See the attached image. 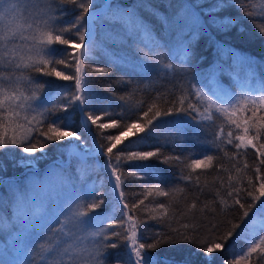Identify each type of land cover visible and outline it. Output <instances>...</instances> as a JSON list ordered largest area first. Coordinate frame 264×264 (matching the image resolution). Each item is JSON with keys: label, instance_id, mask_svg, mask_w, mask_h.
<instances>
[{"label": "snow or ice", "instance_id": "obj_1", "mask_svg": "<svg viewBox=\"0 0 264 264\" xmlns=\"http://www.w3.org/2000/svg\"><path fill=\"white\" fill-rule=\"evenodd\" d=\"M204 3L205 0L170 2L169 7L174 11L170 17H164L149 0H136L131 6H123L116 0H0V19L15 22L14 26L0 28V152L22 150L28 155L21 156L18 163L31 165L46 155L49 144L66 142L73 154L80 157L77 173L81 177L94 170L88 164L89 157L104 156L103 171L109 173L111 191L119 193L118 203L123 204L121 211L127 217L125 220L101 216L98 210L107 202L105 194L96 192L95 186L80 188L82 179L78 182L61 170L48 188L37 190L35 177L39 174L33 172L30 186L10 184L9 197L0 199V229L18 226L17 236H22L36 226L41 212L49 204L56 203L66 190L71 195L47 224L40 225V235L35 242L24 245V258L17 264H105L107 249L119 247L118 243H110L111 237L126 242L125 264H172L171 260L156 253L164 246L171 248L179 244L195 245L206 259L214 258L217 251L225 253L234 247L229 244L233 237L243 240L246 250L235 259L225 260L224 264H252L249 257H253L256 264H264V234H261L264 233V78L259 76L254 58L214 39L216 60L207 69L195 73L187 67L195 42L201 35H210L207 25L225 32L238 23L239 18H219L216 14L223 9L235 7L242 11L264 36V26L255 23L264 21V3L215 0L212 6L201 7ZM68 5L73 12L79 10V15L63 25ZM141 9L162 23L161 33L158 34L140 15ZM203 16L209 17L207 24ZM94 58L106 59L108 67L93 68L85 64V60ZM229 60L231 62L227 63ZM61 65L64 69H74V75L58 70ZM114 66L138 71L146 83L121 97L109 92L112 99L102 114L93 115L95 97L89 86L91 73H107ZM153 73L173 83L165 92H157L147 110H143V99L136 103L131 101L136 93L153 88L156 83L151 79ZM178 74L183 79H177ZM222 74L233 81L232 88L221 83ZM40 77L56 80L39 82ZM58 80H74L75 93L62 88ZM119 83L132 82L122 78ZM50 86L56 91L45 96V89ZM173 95L175 99H170ZM61 97L62 102H57ZM114 100L121 101L115 106L118 112L114 110ZM71 108L79 110L82 126L87 124L89 133L92 125L100 129L91 136L92 147L77 131L68 130L72 125L68 122L67 110ZM85 109L90 111L86 113ZM136 112L139 116L132 119ZM111 115L120 119L100 122ZM189 124L203 129L211 137L200 140L194 134L197 143L207 150L223 152L230 160L238 162L248 155V149L255 150L254 175L243 174L251 167L247 161L243 169L233 164L237 175H229L227 185L221 180L216 190L222 210L239 205L242 214L237 223L229 221L231 226L223 235L202 236V222L193 217L191 222L182 223L183 216L176 217L169 212V206L157 203L156 208L163 213L149 218L158 221L163 230L153 233L151 243H141L138 231L144 222L129 212L144 201L129 208L123 187L126 176L143 177L137 171L124 172L123 166L135 165L142 171L149 166L135 162L151 159H159L164 164H183L189 172L185 175L181 169L177 179L189 185L200 184L197 170H229L219 163L217 156L205 152H189L183 158L162 154L161 149L168 144L177 147V135L183 141V130ZM213 126L218 130L208 131ZM107 129H116L118 134H107L104 131ZM37 135L43 139L33 142ZM97 135L106 143L98 142ZM153 144L159 146L153 147ZM141 146L153 147V150H129ZM228 146L235 151L229 153ZM37 152L41 153L40 157L35 155ZM193 155L201 158L192 159ZM4 168L0 162V170ZM176 191L184 192L185 189L177 187L166 191L160 184L144 189L148 195L154 193L162 197H169ZM10 208H14L11 214ZM196 208L195 201L188 206L189 211ZM205 210H209L207 203L200 209L201 212ZM210 211L214 212L215 208ZM105 219L110 223H104ZM117 227L124 231L114 230ZM217 228L216 223L208 222L209 233H215ZM0 264H7V261L0 259Z\"/></svg>", "mask_w": 264, "mask_h": 264}, {"label": "trees", "instance_id": "obj_2", "mask_svg": "<svg viewBox=\"0 0 264 264\" xmlns=\"http://www.w3.org/2000/svg\"><path fill=\"white\" fill-rule=\"evenodd\" d=\"M119 4L123 6H131L136 3V0H116ZM149 2L161 13L164 17H170L174 11L173 8L169 7V3L175 4L177 0H149ZM188 2L192 3L194 0H188ZM239 3H247V0H238ZM255 3H264V0H253ZM215 3V0H205V3L201 7H210ZM66 10L68 11V15L63 18L62 24L66 25L68 22L72 21L76 15H79V10L73 12L72 6H66ZM199 11V9H197ZM140 15L150 22L154 27L156 32L159 34L163 31L162 23L154 16L149 13L139 10ZM219 18L223 19L224 17L230 18H239L238 23L233 25L228 31L222 32L211 25L208 26V32L210 35H201L200 38L195 42L193 46V55L190 58V61L187 64V67L191 70V72H199L202 69H207L217 58L216 45L212 43L214 39L216 42L220 44H224L236 49L238 52L242 54H246L257 61L256 68L259 76L264 78V36L260 35L258 32V28L254 27L253 22L249 19L245 18L242 14V11L237 10L235 7L226 8L221 10L216 14ZM209 17L203 16L204 22L207 24ZM3 20V19H0ZM259 26H264V21H256L255 22ZM3 27L2 21H0V28ZM58 48H63L67 46H57ZM69 52L71 51L69 47ZM203 58V60H201ZM229 60L227 63H230ZM85 64L90 65L93 68L98 67H108V61L104 58H94L85 60ZM58 70L65 71L68 75H74V69H64L61 65ZM37 77L40 74H35ZM92 79L89 81V86L91 88L92 93L94 94V102H93V115H101L102 110L105 105L108 103L110 99H112L108 93H115L116 97L125 96L129 94L133 88L143 87L146 83L145 77L139 73L138 71H133L131 68H124L120 66L112 67L111 71L107 73H91ZM160 74L153 73L151 75V79L156 81L155 85L151 90H145L144 92H138L133 96L131 103H136L143 99L144 108L143 110H147V105L152 101V98L156 95L157 92H165L166 89H170L172 85V81L167 78H159ZM123 78L124 81H131L132 83H119V81ZM56 80L54 77H40L39 82H43V80ZM177 79H183L179 74L177 75ZM221 83L228 88H232L233 81L227 75L220 76ZM57 83L64 89H67L70 93H75V81H63L58 80ZM110 86V87H109ZM56 88L54 86H50L45 89V96L50 95L55 92ZM170 99H175L173 95ZM63 98L57 102H62ZM195 102V101H194ZM121 101L114 100L113 106L116 112L119 111L116 105H119ZM50 106V105H49ZM167 107V105H165ZM90 111L89 109H85L87 113ZM139 112L133 114L132 119H136L139 116ZM57 115H64V113H58ZM250 115V113H248ZM68 122L72 125V127L68 130L77 131L82 135V138L85 139L89 147L91 144V136L100 131L96 125L91 126V133L87 130V124H83L81 120V114L78 109L71 108L67 110ZM112 119L119 120L120 117L117 115H111L108 117H103L100 121L101 123L110 122ZM90 123V122H89ZM218 128L213 126L208 131H216ZM107 134L116 135L118 134L116 129H107L104 130ZM227 131V129L225 130ZM184 139L181 142L179 139V135H177L176 144L177 147L173 148L171 144L163 147L161 149L162 154L164 156H181L187 157L189 152L200 153L205 152V154H212L218 157V161L225 168L229 169L228 171H219L217 169L201 171L197 170L199 173V185H189L186 182L180 181L177 179L180 174L181 169H184V174L187 175L189 170L184 167L183 164H177L173 162L172 164H164L161 163L159 159H151L146 162H135L136 164H146L149 167L144 168L142 171L139 170L135 165H125L123 166L124 172H132L137 171L138 175L142 176V179H137L132 176H126L124 178L125 183L123 187V191L125 193V202L129 205V208L133 204H137L138 201L143 200L144 203L142 205H138L136 209L132 212H129L130 215L134 213V217L144 223L141 224V230L138 231V236L141 238V243H151L153 239V233L156 231L163 230L162 225L156 221L152 220L149 217L151 216H159L163 213L162 209L156 208L157 203L165 204L169 206V212L174 214L176 217L183 216L184 219L181 220L182 223L191 222V218H195L197 221L203 223L204 227L201 229V235H223L229 228V221L232 223L238 222V217L242 214V210L239 208V205H236L232 208L222 210V206L220 205L219 199L216 196V190L220 188L221 180L224 181L225 185L228 182V176H236L235 168L232 167L233 164H236L237 167L243 169L244 162L247 161L251 166L244 175H254V168L256 166V157L255 150L248 149V155L239 158V161H233L224 157L223 152H215L212 150H207L206 146L197 143V140L194 138V134L199 136L200 140H204L207 138H211L207 135V133L203 129H197L193 124H189L183 130ZM42 140L43 137L36 136L33 139V142L36 140ZM97 141L100 143H106L100 139L97 135ZM57 145H60L59 147ZM159 146L153 144V147ZM153 147L141 146L138 149L133 147L129 150L131 151H150L153 150ZM70 146L66 144V142H55L49 144L46 149V155L42 158L33 161V165L36 167V170L28 169V166L22 163H18L21 156H26L28 154L22 153V150L17 149L15 152L3 151L0 152V162L5 166L3 170H0V199L1 197L6 199L9 197L10 192L8 191L7 184L10 183L9 180L12 179L14 184H18L21 186H28L26 184L27 179L33 180V172L38 173V177H35L37 180L36 186L40 189L44 184V174L47 170V167H53L54 169V178L56 179L57 175L62 170L69 177L75 178L79 183V187L91 188L95 186L96 192H102L105 194L107 202L101 209V216L104 217H112V218H123L121 209H123V204H119V197L115 196V194L111 191V185L108 183V175L107 172L103 171V165L105 162V157L101 155L95 156V158L89 157L88 164L92 166L94 169L87 176L81 177L77 173V168L80 166V157L75 154H71L68 156V163L65 164L67 153ZM229 153L235 151L234 148L228 146ZM37 157L41 156V153L37 152L35 154ZM192 159H200V155H193ZM60 160V162L64 164H60L56 161ZM155 170L153 173L152 170ZM157 177H159L157 179ZM3 178L7 180L3 181ZM195 179V177H194ZM156 184H160V186L164 190H169L171 188H184V192L176 191L169 197L156 196L154 193L152 195H148L144 192V189L153 187ZM235 186V182H233ZM48 188V186H44V189ZM37 189V190H39ZM224 190H221V194H223ZM65 195H71L69 191H65L61 197V200L65 199ZM196 202L197 208L195 210L189 211L188 206L193 202ZM243 202V201H242ZM250 201V198L248 200ZM209 205V210H205L201 212L200 209L204 207L205 204ZM231 203V202H229ZM56 203L49 204L47 209L42 211L38 221L36 222V226L29 229L22 236H17L18 226L11 227L10 230L0 229V259L7 261V264H17V262L23 259V250L24 245L32 244L35 242L36 238L40 235V225L47 224L49 219L56 214ZM215 208V211L212 212L210 209ZM14 211V208L9 209V214ZM211 221L218 225V228L215 233H209L208 222ZM104 223H110L109 219H105ZM166 223V221H165ZM55 227V225H52ZM103 227V224L100 225ZM175 227V223H173ZM7 228V226H6ZM116 231H124L121 228H115ZM239 231V230H238ZM126 234V233H125ZM264 234V233H261ZM110 243H118L119 247L116 249H107V256L105 264H117V260L120 261V264H125L126 254L128 252V248L125 246L126 242L118 240L116 237L110 238ZM229 244L234 245V247L230 248L228 252L221 253L217 251L214 255V258L208 257L205 258V254L203 252H198L195 245L190 244H179L173 246L171 248L164 246L157 251V255L162 258H167L172 261V264H224L225 260L235 259L236 256L242 255V250H246V244L243 240H236L235 237L229 241ZM133 259V258H132ZM249 260L252 261V264H256V261L253 257H249Z\"/></svg>", "mask_w": 264, "mask_h": 264}, {"label": "rangeland", "instance_id": "obj_3", "mask_svg": "<svg viewBox=\"0 0 264 264\" xmlns=\"http://www.w3.org/2000/svg\"><path fill=\"white\" fill-rule=\"evenodd\" d=\"M0 21H2V24H3V27L4 26H7V25H12V26H14V24H15V22L14 21H12L11 19H3V20H0ZM92 147V146H91ZM68 151H70V153L71 154H73V149L71 148V146H70V148H69V150ZM60 161V160H59ZM58 161V162H59ZM65 164H67V162H64ZM64 163H60V164H64ZM28 166V169H33V170H36V167L33 165V164H31V165H27ZM54 168L53 167H47V170H46V172H45V174H44V184L42 185V187L39 189L37 186H36V189H39V190H44V186H49L51 183H53L54 181H55V178H54V170H53ZM107 175H109V173H107ZM5 180H7L6 178H3V181H5ZM32 181L33 180H31L30 178L29 179H27L26 180V184L28 185V186H30L31 184H32ZM0 182H1V180H0ZM9 182L10 183H8L7 184V186H8V191L7 192H10L9 191V185L10 184H14V181L12 180V179H10L9 180ZM46 188V187H45ZM115 194V196H117V197H119V193L117 192V193H114ZM66 196V198L65 199H63V200H61V198L60 199H58V201L56 202V204H55V206H56V208L58 209V207L63 203V201L64 200H66L68 197H69V195H65ZM1 199H4V198H2L1 197ZM57 209H55L56 211H57ZM259 217H257V219H258ZM251 221H249V223H250ZM135 258H134V256H133V260H134Z\"/></svg>", "mask_w": 264, "mask_h": 264}]
</instances>
